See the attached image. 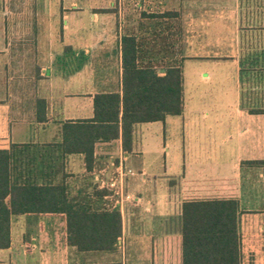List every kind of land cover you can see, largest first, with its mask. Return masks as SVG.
<instances>
[{"label":"crops","instance_id":"0c3cea01","mask_svg":"<svg viewBox=\"0 0 264 264\" xmlns=\"http://www.w3.org/2000/svg\"><path fill=\"white\" fill-rule=\"evenodd\" d=\"M43 1L26 9L31 15L30 27L26 28L17 18L8 17L22 13L23 8L8 10L0 5V150L12 145L58 143L62 123L91 119L94 95L117 89L119 84L122 38L134 36L139 42L134 33H128L135 30L134 24L122 20L121 0H78L77 10L88 15L89 22L73 24L65 0L55 5L53 0ZM237 1L155 0L154 5L147 1L143 12H178L190 26H197L203 15L210 14L220 24L223 16L229 20L233 17ZM72 27L78 38L68 41ZM27 28L31 37L17 36L18 31ZM75 42L96 48L77 52L75 57L81 60H74L72 66L71 54L64 49ZM199 45L210 48L181 64L183 107L179 116L135 125L130 153L122 151L120 139L98 144L91 173L85 171L82 155L64 159V172L74 175L68 179L70 184L76 178L73 170L78 169L79 184L89 176L100 189L110 192L104 205L108 210L118 209L122 217L116 252H77L65 241L61 218L20 215L10 220V246L0 250V264H182V204L207 200L238 201L243 212L238 230L244 259L248 216L264 222V167L243 164L264 160V115L253 116L242 110V117L221 119L216 110L222 106L204 105L199 96L197 101L185 100L190 83L197 95L201 92L198 88L209 89L211 83L207 75L203 76L205 71L224 66L239 76L236 56L221 58L216 43L207 39ZM158 74L162 75L163 70ZM233 105L226 109L242 108L240 102ZM197 110L200 116L195 120L191 116ZM39 117L43 118L41 122ZM188 127L197 129L206 141L209 134L221 135L223 145L211 150L200 143L190 144L192 140L186 139ZM148 156L162 160L161 174L147 167ZM107 173L111 174L108 180H99ZM112 183L116 190L109 188ZM258 184L261 190H257ZM131 194L133 200L125 201ZM259 209L262 214H246Z\"/></svg>","mask_w":264,"mask_h":264},{"label":"trees","instance_id":"16d2710c","mask_svg":"<svg viewBox=\"0 0 264 264\" xmlns=\"http://www.w3.org/2000/svg\"><path fill=\"white\" fill-rule=\"evenodd\" d=\"M178 17V12L146 16ZM143 46L134 36L122 38L119 84L117 89L94 95L91 119L62 123L58 143L12 145L0 150V250L10 246L11 218L34 215L61 218L65 241L77 252H116L122 236V217L118 209L108 210L104 205L110 192L97 185L92 192L87 191V179L76 189L78 177L70 184L68 179L74 175L65 173L63 164L67 156L79 154L85 171L91 173L98 144L120 139L122 151L130 153L135 125L163 122L167 116L182 113L181 66L163 68L149 63L141 53ZM64 51L71 54L72 49L65 47ZM260 55L238 59L240 106L253 116L264 115V105L244 107L243 78L246 70L257 72L264 68ZM75 60L81 57L77 55ZM161 69L162 75L158 74ZM243 164L264 167V160ZM242 213L236 200L184 202L182 264H241L238 226Z\"/></svg>","mask_w":264,"mask_h":264},{"label":"rangeland","instance_id":"374dc122","mask_svg":"<svg viewBox=\"0 0 264 264\" xmlns=\"http://www.w3.org/2000/svg\"><path fill=\"white\" fill-rule=\"evenodd\" d=\"M121 1L124 11V13H122V20L133 23L135 27V30H129L128 33H134L138 37L139 42L144 45L141 52L142 55L149 63H153L157 67L166 68L171 65L181 66L184 60L194 58L195 56H198L199 53L210 48L199 45L202 40L206 39L209 43H216L215 48L217 52L221 54V58L233 55L236 56L237 59L242 57L245 60H250L255 54L257 56L262 54L260 55V58L261 60L264 59V0H238L237 7L232 8L235 10V13H233V17H231L230 20L228 19V16L225 15L220 19V24H218V22L213 21L214 18L210 14H205L199 19L197 26L188 25L186 20L181 17L168 19L147 18L146 20H143V16L157 15L155 13L147 15L146 12H143V6L147 5V1H150V3L152 1L153 4V1L155 0ZM34 2H37L38 5H42L44 1L0 0V5L5 6L8 10L23 8L22 13L8 14V17H12L13 19L17 18V21L23 23L22 27L26 28L30 27L29 22L31 21V15L26 9L28 10L32 7ZM59 2L60 0H53L52 3L55 5ZM201 6H203V4H201ZM65 7L69 9L67 12L70 15V24H73V22L78 23L83 20L89 22L88 15H81L78 12V0H65ZM74 8L75 10H73ZM154 11L157 10L154 9ZM68 35V41L71 38H78L77 32L73 27ZM17 36L23 38L31 37L30 28L18 31ZM79 42H82V40H77V43ZM77 43L75 42L74 45L70 47L71 49H74L70 56V64H72V66L73 61L76 59L74 55L77 52L84 53L85 50L96 48L86 45L78 46ZM195 43L199 47L194 45ZM95 57L96 56H94V59ZM223 67L224 66H221L220 68H216L212 71H205L203 73V76L204 74L208 76V83L211 84L209 89L205 91L203 89H206L207 86L198 88L197 90H201L198 95L193 93L191 87L192 83H190L185 92V100L187 102L197 101V96H199V102L204 105L212 104L222 106V109L220 108L216 110L218 118L221 119L242 117V110L246 113V109L239 108V111H237L235 107L231 110L226 109L227 107H231L232 103H234L233 106H235L236 102H240V84L239 76L235 77L231 74L229 69ZM250 69L251 68H249V70ZM262 69H258L257 72L245 71L246 73L243 78L244 107L264 105V68ZM199 116L197 110L191 117L198 120ZM230 130L232 129L230 128ZM186 132V139L192 140L189 142L190 144L198 145L200 143L211 150L221 148L223 145L220 142L222 138L221 135L209 134V137H207L208 140L206 141V136L201 135L197 129L194 130L191 127H188ZM231 136L229 138H231ZM146 165L152 172H154V174H161L163 172L162 160L157 159L154 156H148L146 158ZM73 172L78 176V169L73 170ZM110 176V173L102 174L100 175L99 180L106 181ZM75 181H77L76 189H80L79 186L81 184H79V179H75ZM94 182L96 181L87 176L86 183L89 185L87 191L92 192V189L95 186ZM256 188L257 190H261L262 186L258 184L256 185ZM130 196L132 197L134 195L131 194ZM246 214L256 215L262 213L259 209L258 211H251ZM257 218L258 217L256 216H248L246 222L244 233L245 254L243 259L245 264H264V222H258ZM129 245L130 244L128 243L127 246Z\"/></svg>","mask_w":264,"mask_h":264},{"label":"built area","instance_id":"2783aa9c","mask_svg":"<svg viewBox=\"0 0 264 264\" xmlns=\"http://www.w3.org/2000/svg\"><path fill=\"white\" fill-rule=\"evenodd\" d=\"M131 174V173H129ZM120 177H122V173L120 174ZM110 189H115L116 190V186L112 183L110 184L109 186ZM125 201H132L133 200V197L127 195L125 198H124Z\"/></svg>","mask_w":264,"mask_h":264}]
</instances>
